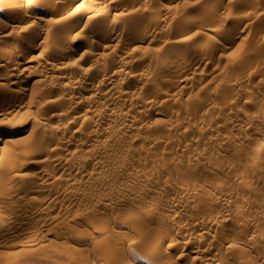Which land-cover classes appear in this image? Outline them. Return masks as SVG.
Wrapping results in <instances>:
<instances>
[{
	"label": "rangeland",
	"instance_id": "obj_1",
	"mask_svg": "<svg viewBox=\"0 0 264 264\" xmlns=\"http://www.w3.org/2000/svg\"><path fill=\"white\" fill-rule=\"evenodd\" d=\"M0 63V264H264V0H0Z\"/></svg>",
	"mask_w": 264,
	"mask_h": 264
},
{
	"label": "bare ground",
	"instance_id": "obj_2",
	"mask_svg": "<svg viewBox=\"0 0 264 264\" xmlns=\"http://www.w3.org/2000/svg\"><path fill=\"white\" fill-rule=\"evenodd\" d=\"M68 1H70V0H68ZM158 15V14H157ZM191 15V16H190ZM189 16H187V20L188 21H192V22H198L199 21V16L197 17V16H195V15H192V14H190ZM157 19V18H156ZM159 19H163L162 17H160ZM158 20V19H157ZM78 23V22H77ZM124 25V24H123ZM119 26V25H118ZM236 32V31H235ZM233 33H234V31H233ZM233 33H232V36H233ZM237 33V32H236ZM231 34V33H230ZM230 37H231V35H229ZM233 37H237V34H235V36H233ZM93 39V38H92ZM88 40L87 41V45H88V47H96L98 44H100V43H97L96 42V39H94V40ZM98 41V40H97ZM99 42V41H98ZM61 43V42H60ZM57 44V43H56ZM62 44V43H61ZM58 45V44H57ZM59 46V45H58ZM108 46V45H107ZM14 47V46H13ZM100 47V46H99ZM10 48H12V47H10ZM77 47L76 46H73L72 48H71V52H75V51H77ZM198 50V49H197ZM26 51V48L25 47H22V46H19V45H16L13 49H11L10 50V52H9V56H11L12 54H22L23 52H25ZM8 53V52H7ZM186 53V52H185ZM8 57V56H7ZM14 57V56H13ZM9 58V57H8ZM11 58V57H10ZM15 58V57H14ZM8 60V59H7ZM7 60H6V62H7ZM12 60V59H11ZM12 61H14V59L12 60ZM2 63V62H1ZM0 63V64H1ZM5 64V63H4ZM13 65H14V63H13ZM163 65V64H162ZM109 66V65H108ZM107 66V64L106 65H103V66H100V67H98L97 69L98 70H100V71H106V72H108L109 71V69H111V68H109ZM164 66V65H163ZM162 66V67H163ZM165 66H166V63H165ZM2 67H4V66H2ZM14 67V66H13ZM110 67H112V66H110ZM117 67V66H116ZM161 66H160V68H162ZM164 68V67H163ZM6 69H8V68H6ZM113 69V70H112ZM111 70L113 71V73H114V75H115V73H116V71H117V69H114V68H112ZM10 70V69H9ZM112 71L110 72V73H112ZM119 71V70H118ZM97 72V71H96ZM109 73V72H108ZM233 85V83H229V86H232ZM50 105V104H49ZM54 106V105H53ZM257 150L258 151H264V141H259L258 143H257ZM260 153V152H259ZM169 201V203L171 202V203H176L173 199H169L168 200ZM168 203V202H167ZM172 204V205H173ZM145 208L143 209V210H150L153 206H152V204H150V203H148L147 205H145L144 206ZM172 208V207H171ZM153 209V208H152ZM189 226V225H188ZM101 234H103V236H104V234L106 233H108L107 231H105V230H103V231H101L100 232ZM263 234V233H262ZM106 236V235H105ZM156 238L157 239H160L161 240V236H159V235H157L156 236ZM157 239H156V241H155V243L157 244ZM154 240H155V238H154ZM195 240V239H194ZM152 242H154V241H152ZM158 244L160 245V241L158 240ZM152 246H154L155 247V245H152ZM157 246V245H156ZM153 247V248H154ZM158 247V246H157ZM157 247L156 248H154V249H157ZM152 249V248H151ZM154 249H152L151 250V253L153 254V256H154V254H155V256H156V254H158L157 252H156V250H154ZM150 251V250H149ZM149 251L147 252L149 255H150V253H149ZM158 251V250H157ZM156 252V253H155ZM151 254V255H152ZM172 264V263H171ZM173 264H175V263H173Z\"/></svg>",
	"mask_w": 264,
	"mask_h": 264
}]
</instances>
